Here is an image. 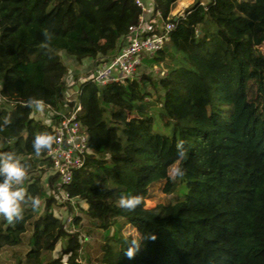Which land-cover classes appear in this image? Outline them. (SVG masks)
I'll return each mask as SVG.
<instances>
[{
	"label": "trees",
	"instance_id": "16d2710c",
	"mask_svg": "<svg viewBox=\"0 0 264 264\" xmlns=\"http://www.w3.org/2000/svg\"><path fill=\"white\" fill-rule=\"evenodd\" d=\"M155 8L175 23L148 59L168 70L157 82L164 91L157 100L172 133L154 132L151 114L135 115V101L145 94L139 81L101 88L84 83L79 119L97 157L75 171L68 189L103 236L101 264H264V53L258 47L264 42V0H155ZM138 13L132 0H0L6 95L0 122L12 118L0 131V150L15 151L27 165L26 193L46 198L42 213L29 207L19 222L0 221V251L28 233V249L16 264H63L45 258L61 238L69 253L64 264H88L79 261L77 234L54 213L40 174L30 175L46 152L35 155V134L53 132L23 105L31 97L59 109L67 71L60 52L94 63L111 57ZM44 29L53 33L51 41ZM174 164L186 172L176 181L168 175ZM181 181L182 199L145 205L154 185L162 183L171 194ZM120 195H141L143 205L125 210L118 206ZM80 220L72 216L73 223ZM127 225L137 237L156 235L133 259L125 255L132 238L122 233Z\"/></svg>",
	"mask_w": 264,
	"mask_h": 264
},
{
	"label": "built area",
	"instance_id": "2783aa9c",
	"mask_svg": "<svg viewBox=\"0 0 264 264\" xmlns=\"http://www.w3.org/2000/svg\"><path fill=\"white\" fill-rule=\"evenodd\" d=\"M132 2L139 13L136 20L128 25L120 48L111 57L93 62V67L80 80L75 81L69 75L65 83V100L59 109L46 105L45 110L39 112L33 107L31 116L50 126L56 138L51 151H46L43 156L47 180L42 182L60 208L67 205L72 208L78 206L79 197L72 195L68 186L75 171L84 167L89 158L97 157L89 144L88 131L79 119L82 110L79 100L82 85L88 82L101 88L127 80L139 81L145 72L153 78L167 74L168 70L162 63H149L148 59L153 58L168 41L169 32L175 23L162 19L160 10L155 8V0ZM83 64L85 66L86 62ZM1 89L0 82V102H4L6 95ZM66 221L71 223V216Z\"/></svg>",
	"mask_w": 264,
	"mask_h": 264
},
{
	"label": "rangeland",
	"instance_id": "374dc122",
	"mask_svg": "<svg viewBox=\"0 0 264 264\" xmlns=\"http://www.w3.org/2000/svg\"><path fill=\"white\" fill-rule=\"evenodd\" d=\"M187 6V5H186ZM186 6L180 7L179 10H184ZM259 49L264 53V42L260 44ZM61 60L66 66V73L63 76V80L65 83L68 80L69 75H72V77L75 79V81L80 80V78L85 75L90 67H85L83 62L87 61L82 59V61H77L74 57H71L69 55H66L63 51L60 52ZM88 60H92L91 58H88ZM91 62V61H90ZM165 67V65L163 64ZM142 79L139 80L140 85L142 87L143 92L145 94L143 97L137 101H135V107L137 111L135 112V115H143V114H151L153 116V124L152 128L154 132L164 133L167 135H171L172 128L170 125H165L161 119V115L159 114V102L157 100L158 95L163 93L164 91L160 88H157V82L161 78H153L150 77L145 73L141 75ZM250 97H254V92L250 91L249 93ZM16 97V96H15ZM37 167L32 172L33 174H30L31 176L34 175V173L40 174L41 181L47 180V173L45 172L44 168V161L37 160ZM41 168V169H40ZM40 172V173H39ZM29 178V175H27V178ZM26 181V180H25ZM25 181L23 183V188L26 189ZM42 182V183H43ZM162 183L156 184L151 188V198L147 199L145 201V205L147 207H153L157 203H162L166 201H176V198L182 199L183 195L186 192V187L180 182L178 185L176 191L171 194H165L162 189ZM94 192L97 194V190H94ZM30 196V195H29ZM41 204L38 209V214L42 213L44 209V205L46 202L45 197H39ZM53 211L54 213L63 220L64 227L68 232L76 233L77 239L79 243L81 244V247L79 249V261L86 262L88 264H101L100 257H101V248L100 244L102 243L103 236L100 234V232L95 228V223L92 219L89 218V216L86 213V205L82 204L81 206L78 204L77 207L72 208L69 205L64 206V208H60L58 205H56L55 202H53ZM23 209H27L30 206V204L22 205ZM73 215H79L80 216V223L75 224L73 222L67 223L66 218L70 217L72 218ZM5 220L3 217H0L1 220ZM6 221V220H5ZM123 234H131L132 236L137 237V232L134 228L127 225L122 228ZM22 242L15 246H8L4 247L0 251V262L2 264H16L18 260H22L24 253L28 249V233L27 235H23ZM66 244V239L61 238L55 246L46 252L45 258H61V262L64 264L67 262L69 253H64V246Z\"/></svg>",
	"mask_w": 264,
	"mask_h": 264
},
{
	"label": "clouds",
	"instance_id": "9594fccd",
	"mask_svg": "<svg viewBox=\"0 0 264 264\" xmlns=\"http://www.w3.org/2000/svg\"><path fill=\"white\" fill-rule=\"evenodd\" d=\"M43 36L45 41L53 39V33L48 29H44ZM28 108H35L39 112L45 110L46 104L43 99L29 98L23 105ZM12 123L11 115L5 116L0 122V131H3ZM56 138L47 131L37 132L32 140V149L37 157L45 151H51ZM185 141L180 139L176 142V149L179 157H184ZM3 145H0L2 148ZM186 172L179 164H174L170 167L168 175L172 181L178 178H183ZM27 165L17 156L13 150H0V217H3L9 224H14L23 220L24 209L22 205L30 204L32 211L39 209L41 201L38 196H29L23 188V183L27 178ZM143 197L141 195H120L118 206L134 211L136 208L143 205ZM147 210V208H145ZM156 235L149 233L143 237L132 236L128 240V247L125 250V255L129 259H133L139 252L142 242L146 240H155Z\"/></svg>",
	"mask_w": 264,
	"mask_h": 264
},
{
	"label": "crops",
	"instance_id": "0c3cea01",
	"mask_svg": "<svg viewBox=\"0 0 264 264\" xmlns=\"http://www.w3.org/2000/svg\"><path fill=\"white\" fill-rule=\"evenodd\" d=\"M83 60H87V61H85V62H86L85 67L93 66V60H88L87 58H83ZM80 61H82V60H80ZM90 61H91V62H90ZM90 68H91V67H90Z\"/></svg>",
	"mask_w": 264,
	"mask_h": 264
}]
</instances>
